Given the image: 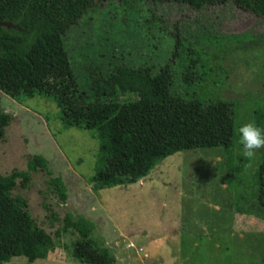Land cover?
I'll list each match as a JSON object with an SVG mask.
<instances>
[{
  "label": "rangeland",
  "instance_id": "obj_1",
  "mask_svg": "<svg viewBox=\"0 0 264 264\" xmlns=\"http://www.w3.org/2000/svg\"><path fill=\"white\" fill-rule=\"evenodd\" d=\"M0 37V55L35 87L69 66L82 81L91 66L169 62L177 94L236 103L238 132L232 153L222 147L181 150L134 184L96 190V132L65 128L52 98H13L0 90V106L10 115L0 137V174L24 171L32 156L41 155L66 194L62 201L40 168L16 180L11 196L57 247L46 258L17 256L2 264H86L71 254L76 234L63 228L66 213L92 223L91 236L115 264H264V215L246 211L243 202L245 214L236 212L234 196L239 174L248 185L245 196L256 190L262 148L245 157L238 130L264 118V17L231 1L196 10L173 1L107 0L87 9L64 36L45 35L48 48L43 41L27 46L10 27L0 28ZM187 71L191 82L183 79Z\"/></svg>",
  "mask_w": 264,
  "mask_h": 264
},
{
  "label": "trees",
  "instance_id": "obj_2",
  "mask_svg": "<svg viewBox=\"0 0 264 264\" xmlns=\"http://www.w3.org/2000/svg\"><path fill=\"white\" fill-rule=\"evenodd\" d=\"M107 0H0V28L10 27L21 33L32 46L45 35L64 36L87 9ZM124 3L131 0H120ZM153 3L173 1L201 9L225 1L237 8L264 17V0H148ZM176 41L174 48H177ZM4 41L0 37V52ZM175 55L174 52H172ZM193 64V62H192ZM191 71L183 77L191 82ZM169 62L162 65L131 66L114 64L107 69L87 68L82 81L70 69L52 73L36 87L0 55V90L10 97L20 94L52 98L59 108L65 128L94 130L100 141L92 188L129 185L145 177L162 158L175 152L195 148L222 147L232 153L238 136L236 103L227 100L205 101L200 97H183L173 89ZM10 115L0 106V137ZM264 131V118L258 121ZM238 157V163L240 161ZM40 168L50 175V182L66 200L63 184L53 176L48 160L34 155L27 169L0 174V264L17 256L29 260L46 258L57 247L52 235L37 224L20 200L11 196L18 178ZM238 173L241 167L237 166ZM256 190L247 197L242 190L243 175L235 179V210H254L264 215V148L255 169ZM241 188V190H240ZM248 198H251L250 200ZM243 202V203H242ZM63 228L76 234L71 254L86 264H115L110 250L91 236L93 225L83 216L64 215Z\"/></svg>",
  "mask_w": 264,
  "mask_h": 264
},
{
  "label": "clouds",
  "instance_id": "obj_3",
  "mask_svg": "<svg viewBox=\"0 0 264 264\" xmlns=\"http://www.w3.org/2000/svg\"><path fill=\"white\" fill-rule=\"evenodd\" d=\"M240 143L245 157L251 159L257 150L264 148V131L254 122H248L239 128Z\"/></svg>",
  "mask_w": 264,
  "mask_h": 264
},
{
  "label": "water",
  "instance_id": "obj_4",
  "mask_svg": "<svg viewBox=\"0 0 264 264\" xmlns=\"http://www.w3.org/2000/svg\"><path fill=\"white\" fill-rule=\"evenodd\" d=\"M151 260H152V259H150V258H147V259H146V262H147V263H150V262H151Z\"/></svg>",
  "mask_w": 264,
  "mask_h": 264
},
{
  "label": "built area",
  "instance_id": "obj_5",
  "mask_svg": "<svg viewBox=\"0 0 264 264\" xmlns=\"http://www.w3.org/2000/svg\"><path fill=\"white\" fill-rule=\"evenodd\" d=\"M139 251H142V249H141V248H139Z\"/></svg>",
  "mask_w": 264,
  "mask_h": 264
},
{
  "label": "crops",
  "instance_id": "obj_6",
  "mask_svg": "<svg viewBox=\"0 0 264 264\" xmlns=\"http://www.w3.org/2000/svg\"><path fill=\"white\" fill-rule=\"evenodd\" d=\"M146 177V176H145Z\"/></svg>",
  "mask_w": 264,
  "mask_h": 264
}]
</instances>
